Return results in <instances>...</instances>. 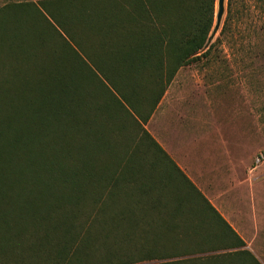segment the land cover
Listing matches in <instances>:
<instances>
[{"label": "trees", "instance_id": "obj_1", "mask_svg": "<svg viewBox=\"0 0 264 264\" xmlns=\"http://www.w3.org/2000/svg\"><path fill=\"white\" fill-rule=\"evenodd\" d=\"M246 1L227 0L209 45L217 0L14 4L34 18L0 22V47L26 61L0 83V264H184L208 214L231 230L144 124Z\"/></svg>", "mask_w": 264, "mask_h": 264}, {"label": "crops", "instance_id": "obj_2", "mask_svg": "<svg viewBox=\"0 0 264 264\" xmlns=\"http://www.w3.org/2000/svg\"><path fill=\"white\" fill-rule=\"evenodd\" d=\"M177 74L144 127L231 230L211 212L207 218L213 229L208 224L207 230L192 235L204 245L172 259L184 264H264V163L252 164L237 155L236 142L222 123L211 121L200 104L182 99L184 93H170Z\"/></svg>", "mask_w": 264, "mask_h": 264}, {"label": "rangeland", "instance_id": "obj_3", "mask_svg": "<svg viewBox=\"0 0 264 264\" xmlns=\"http://www.w3.org/2000/svg\"><path fill=\"white\" fill-rule=\"evenodd\" d=\"M40 1L0 0V9L6 7L5 11L0 10V22H4L9 29L18 26L14 21L31 24L34 16L28 15L23 6L16 7L14 4L40 5ZM246 2L248 7L242 18L232 23L227 36L222 37L221 46L213 51L210 59H201L181 68L170 93H184L182 99L186 102L200 104L211 121L213 119L215 123L225 126L227 136H232L236 142V154L251 159L255 164L257 156L264 154V20L255 1ZM226 9L227 0L225 13ZM213 30L209 36L210 42L219 36L220 28L216 33ZM26 36L32 41L34 33ZM2 46L0 83L5 84L7 79L13 77V72L25 68L26 61L22 51H17L20 47H11L7 39ZM29 51L33 56V51ZM3 134L4 140L11 139L7 129ZM259 163H264V160ZM241 198L240 204L243 205Z\"/></svg>", "mask_w": 264, "mask_h": 264}, {"label": "water", "instance_id": "obj_4", "mask_svg": "<svg viewBox=\"0 0 264 264\" xmlns=\"http://www.w3.org/2000/svg\"><path fill=\"white\" fill-rule=\"evenodd\" d=\"M225 2H226V0H219V2H218V10H217V14H216V24H215V27L213 30L214 33H216L218 31V29L220 28V25L222 23V19H223L224 13H225ZM210 38L208 39V45L211 43Z\"/></svg>", "mask_w": 264, "mask_h": 264}, {"label": "built area", "instance_id": "obj_5", "mask_svg": "<svg viewBox=\"0 0 264 264\" xmlns=\"http://www.w3.org/2000/svg\"><path fill=\"white\" fill-rule=\"evenodd\" d=\"M262 160H264V154L263 153H261V154H259L258 156H257V158H256V163H259V162H261Z\"/></svg>", "mask_w": 264, "mask_h": 264}, {"label": "snow or ice", "instance_id": "obj_6", "mask_svg": "<svg viewBox=\"0 0 264 264\" xmlns=\"http://www.w3.org/2000/svg\"><path fill=\"white\" fill-rule=\"evenodd\" d=\"M218 2H219V0H218Z\"/></svg>", "mask_w": 264, "mask_h": 264}]
</instances>
